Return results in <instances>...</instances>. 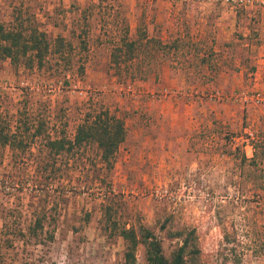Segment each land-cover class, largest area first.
Returning a JSON list of instances; mask_svg holds the SVG:
<instances>
[{"label":"rangeland","instance_id":"rangeland-1","mask_svg":"<svg viewBox=\"0 0 264 264\" xmlns=\"http://www.w3.org/2000/svg\"><path fill=\"white\" fill-rule=\"evenodd\" d=\"M14 19L24 26L34 22L51 41L62 38L64 46L59 60L40 72L0 61V127L13 129L28 120L43 125L31 150L13 154L0 147V264H123L125 245L118 232L124 225L150 230L166 258L181 245L171 233L192 232L199 256L187 258V264H264V189L241 160L242 154L252 157L248 138L264 130L259 120L264 101L252 98L264 96V88L254 85L257 48L264 53V0H0V25ZM122 19L130 38L145 31L171 46L145 81H124L108 63L106 43L111 31L119 33ZM215 24L227 27L231 39L215 44L217 53L237 55L236 67L214 54L210 43L197 40L202 32L209 36ZM162 66L188 69L196 81L224 68L241 72V85L212 88L203 97L254 113L235 125L220 121L215 136L207 135L209 129L196 135L190 154L180 144L164 148L161 142L151 154L153 145L140 149L146 142L135 136L133 107L143 104L140 121L148 122L153 116L148 104L170 95V88L155 86ZM180 93L186 101V94L199 96ZM93 102L126 126L107 176L98 171L94 149L54 160L47 158L43 142L62 133L72 139ZM134 259L146 264L142 246Z\"/></svg>","mask_w":264,"mask_h":264},{"label":"trees","instance_id":"trees-1","mask_svg":"<svg viewBox=\"0 0 264 264\" xmlns=\"http://www.w3.org/2000/svg\"><path fill=\"white\" fill-rule=\"evenodd\" d=\"M110 2L107 1V4H111ZM110 35L106 43L109 50L108 63L116 76L124 81L147 80L154 68L161 66L160 58L164 57L168 53L167 49L171 47L166 46L160 39L150 38L145 31L140 32L134 39L130 38L129 26L125 19L121 20L119 33L116 34L113 30ZM63 46L62 38L51 41L34 22L24 26L14 19L0 25V61L8 60L15 69L22 67L24 70L40 72L44 67L51 66L59 60L56 56H61ZM156 52H160V57ZM123 68L126 71L124 75L121 74ZM42 127V124L30 120L22 126L20 122L16 123L13 129L9 125L0 127V147H8L13 154L19 148L31 150L41 134ZM125 138L123 119L93 102L84 111L72 139H68L62 133L61 136L54 138L48 135L43 142L47 158L54 160L68 158L73 150L94 149L96 164L99 165L98 171L107 176L114 167L117 152ZM248 144L253 150L252 157L248 159L242 154L241 160L254 169L253 178L261 180L257 188L262 190L264 130L249 137ZM40 157L41 155L35 156L34 162L39 161ZM118 236L125 245L123 264H135L134 252L138 246L143 247L146 264H187V258L193 260L199 256L197 239L192 232L171 233L170 237L180 240L181 245L169 258L162 252L161 240L141 225L139 227L124 225L120 228ZM229 240V236L226 235V243H230Z\"/></svg>","mask_w":264,"mask_h":264},{"label":"crops","instance_id":"crops-1","mask_svg":"<svg viewBox=\"0 0 264 264\" xmlns=\"http://www.w3.org/2000/svg\"><path fill=\"white\" fill-rule=\"evenodd\" d=\"M213 28L214 29L213 31H210L209 36L202 32L201 35H198L197 40L207 44L210 43V49L212 52L214 54H218L215 44H223L225 42H228L227 44H229L231 39L230 35H226L227 32L225 29H227V27L220 28L219 24H215ZM252 47L254 46H251V48ZM259 48L260 47H258V51H256L258 53V57H256L254 61L257 68V72L254 74V85L258 88H264V84L259 82L261 78H264V53H261ZM250 52L253 53L254 51ZM226 54L227 53L222 52L223 56L218 55L223 60L227 59V65L230 67L232 65L233 67H236L237 55H232V53H230L228 57H226ZM202 58L200 59V63L202 60L205 61V59ZM224 69L225 71H221L219 69L214 72V74L211 75V79H213V81L210 82L211 79H207L205 81L194 80V78H192L194 77V74L188 69H184L183 71V69L162 66L157 77H155V80L157 81L155 86L170 88V95H168V97L166 96V99L161 102L153 104L152 107L148 104V110H151L149 114L153 115L152 117H149L150 119L148 122L143 120L140 121L142 117L141 110L143 108V104L139 107L140 111L138 107H133L134 110L138 112L135 120L137 127L135 136L140 138L142 137L141 141L146 142L143 146L141 145L140 149L145 148L146 146L151 147L153 145L152 147L155 148H152L150 151L151 154L161 142L164 148H177L180 144L184 153H189L192 151L190 142L194 140L196 135H201V132L204 130H212L209 134L207 133V135L215 136L214 128L220 121H223L224 124L235 125L234 123L237 119L243 117L245 118L246 115L251 117L252 113H254V110L252 109H246L245 112H243L229 106L209 102L203 97V93L207 90H212V88H224L226 90H231L235 86L242 84V79L240 77L242 74L241 72L237 75L235 71L232 72L229 68ZM201 76V78H204L203 75ZM180 91H187L189 93L191 91H195L199 94V96L192 98L191 94H186L187 101L181 100L183 94H181ZM145 111H147V109H145ZM263 111L264 110H259V120L261 123H264V115H261V112ZM160 120H162V123H159ZM153 121H155V123L157 122L156 127ZM149 127H152V132L149 131ZM244 147L246 148L248 146Z\"/></svg>","mask_w":264,"mask_h":264},{"label":"built area","instance_id":"built-area-1","mask_svg":"<svg viewBox=\"0 0 264 264\" xmlns=\"http://www.w3.org/2000/svg\"><path fill=\"white\" fill-rule=\"evenodd\" d=\"M252 98H254V101L256 103H260V102H263L264 101V96L263 95H260L258 93H256L254 96H252ZM245 101H248L246 98H244Z\"/></svg>","mask_w":264,"mask_h":264}]
</instances>
